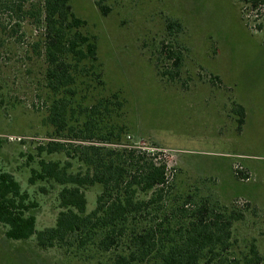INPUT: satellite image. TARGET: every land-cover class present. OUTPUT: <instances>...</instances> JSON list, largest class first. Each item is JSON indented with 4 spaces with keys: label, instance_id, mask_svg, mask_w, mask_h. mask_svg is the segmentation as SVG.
Here are the masks:
<instances>
[{
    "label": "rangeland",
    "instance_id": "1",
    "mask_svg": "<svg viewBox=\"0 0 264 264\" xmlns=\"http://www.w3.org/2000/svg\"><path fill=\"white\" fill-rule=\"evenodd\" d=\"M70 4L87 23L83 32L98 43L104 85L88 91L120 97L127 140L136 149H154L176 183L243 212L244 220L233 226L232 254L246 253L254 243L264 264V2L258 9L239 0ZM16 7L9 0L0 6V165L39 202L37 229L42 230L55 224L59 212L57 190L43 195L38 187L44 184H28L39 161L37 148L53 133L45 122L51 98L39 51L44 29L32 17L23 19ZM170 21L181 31L170 32ZM166 47L183 57L175 79L158 72V66L174 70ZM239 104L247 114L241 130L233 113ZM79 169L85 171L74 162L73 171ZM101 191L100 184L85 190L88 211ZM5 231L0 225V264H87L57 248L41 249L33 238L9 240Z\"/></svg>",
    "mask_w": 264,
    "mask_h": 264
},
{
    "label": "trees",
    "instance_id": "2",
    "mask_svg": "<svg viewBox=\"0 0 264 264\" xmlns=\"http://www.w3.org/2000/svg\"><path fill=\"white\" fill-rule=\"evenodd\" d=\"M9 1L23 19L32 17L44 29L39 51L47 64L51 98L45 122L53 133L37 148L39 161L28 184H44L38 187L43 195L57 190L59 212L53 226L38 230L39 202L0 165V225L5 236L12 241L33 238L41 249L57 248L87 264H262L254 243L246 253L232 254L233 226L244 220L243 212L176 183L168 162L154 149L139 150L127 140L120 97L88 91L104 85L98 43L83 32L87 23L76 16L70 0ZM239 1L249 9L264 2ZM168 27L170 32L182 29L173 21ZM168 48L165 55L174 70L158 66V72L175 79L183 57ZM233 113L241 130L246 110L239 104ZM52 155L66 160H52ZM74 162L85 171L74 172ZM96 184L102 191L88 211L85 190Z\"/></svg>",
    "mask_w": 264,
    "mask_h": 264
}]
</instances>
